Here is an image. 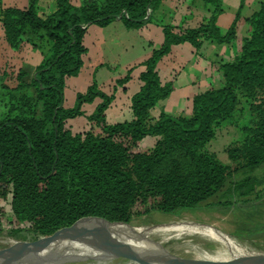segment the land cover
Instances as JSON below:
<instances>
[{
    "label": "trees",
    "instance_id": "1",
    "mask_svg": "<svg viewBox=\"0 0 264 264\" xmlns=\"http://www.w3.org/2000/svg\"><path fill=\"white\" fill-rule=\"evenodd\" d=\"M29 1L22 10L0 3V27L10 49L20 50L24 43L35 47L44 38L49 44L29 82L23 81L22 70L13 88L5 84L6 71L0 76V88L11 102L0 118V197H8L17 223L9 237L37 243L79 230L129 227L137 213L192 210L222 193L229 182V200L217 205L261 207L250 198L259 181L253 173L262 169L264 177V5L246 19L248 35L234 59L219 66L220 87L194 96L188 116H150L173 89L172 82L159 79L157 61L183 43L196 53L207 41L230 44L236 22L221 34L216 26L220 0H201L209 17L199 26L161 25L162 45L143 62L139 89L130 99L132 120L107 124L104 112L112 97L94 85L77 95L75 107H63L65 79L82 66L83 36L90 26L114 21L129 30L160 24L153 15L162 0H80L78 6L51 0L55 8L49 14L37 12L39 0ZM27 87L31 94L22 92ZM95 98L101 102L88 117L89 128L71 133L65 123L81 116V106ZM246 109L252 120L240 129L237 141L223 148L224 164L207 144ZM145 137L154 141L140 149ZM137 207L142 210L136 212ZM3 214L0 209V221ZM243 231L255 235L257 228L245 225Z\"/></svg>",
    "mask_w": 264,
    "mask_h": 264
},
{
    "label": "rangeland",
    "instance_id": "2",
    "mask_svg": "<svg viewBox=\"0 0 264 264\" xmlns=\"http://www.w3.org/2000/svg\"><path fill=\"white\" fill-rule=\"evenodd\" d=\"M77 1L79 0H69L71 5H76ZM98 2L100 3L102 0H98ZM242 2L243 0H240V5ZM231 4L233 3L227 4L226 9L228 12L220 18L219 26L221 27V34H225L231 24L237 20L233 18V15L230 12L232 8ZM37 5L41 7V9L43 7L46 8L47 0H39ZM170 16L176 19V25H180L179 28H187L186 25H189L186 23L189 22L190 19H187L183 22L184 24H182L181 19L178 20V13ZM248 28L247 23L239 20L237 29L235 28V37L228 46L230 55L238 52L244 37L248 35L247 32L246 34H243V32ZM35 43H37L35 47L31 44L24 43L20 50L15 51L8 47L3 38L0 41V76L3 71H6L7 77L5 84L9 88H13L17 84L15 77L19 70L25 72L23 81L29 82L35 67L41 63L44 56L47 54L49 44L46 38ZM134 54H137L136 56H138L137 61L129 59L124 60L123 62L118 63L117 66L119 67L113 69H108L106 67L101 68L99 62L91 61L87 68H85V66L80 69L76 75L65 79L63 88V107H75L77 104V95L85 93L89 86L94 85L98 91L112 97L111 104L104 112V120L107 124L132 120L133 113L130 108V99L139 89L140 83L137 74L144 70L143 62L147 60L145 58L149 56V54L147 55V53L137 51V49H135ZM198 54H202L201 57L204 58L209 56L208 59L213 61L212 54L210 55L208 53V55H205L204 53L203 56L201 51ZM141 60L143 61L141 62ZM133 64H138L139 67L134 65L135 67L133 69L128 70L127 65ZM196 71L199 70L196 68ZM209 71L216 76V71L209 69L207 72ZM193 75L195 74H183L177 79L172 80V86L175 88V91L167 101H172L171 105L168 103L166 106L167 112L176 116H188L190 114V112H187L188 103L186 98L189 93L196 94L200 92L199 90H196L197 86H192L193 88L190 90V83L194 81ZM160 77L161 81H166L162 76ZM168 79L169 78H167V80ZM213 79L215 81L216 77H213ZM211 87L219 88L220 85L213 84ZM5 92H7V90L0 88V118L4 112H9L11 108L9 93ZM22 92L31 94L32 89L27 87ZM100 102V98H95L93 102L83 104L81 106L83 114L74 119L68 120L65 123V127L70 130L71 133H79L87 130L89 128L88 117L94 112L95 107ZM159 104L161 103H158L156 107ZM150 116H157L155 109L151 110ZM251 120L252 114L247 109L244 112H237L233 125L226 124L221 126V128L217 130L215 138L207 144L206 149L214 153L222 163L228 164L223 148L226 145L237 141L240 138V129L244 126H248ZM153 141V137H145L140 142L139 148L147 149L152 145ZM253 174L259 178V181L255 188V193L250 198V202L256 206H261L260 208L252 210L246 206H242L243 203L240 202L230 207L219 204L217 205L216 202L224 201L226 199L229 200L226 194L230 185L229 182L223 189L222 193L197 205L192 210H181L175 214L151 212L144 217L137 213L135 215L137 217L133 219L132 224L129 227L148 228L149 231L147 232L146 237L149 240L155 243H160L171 256L190 264H228L232 261V257L229 256L228 250L224 244L217 243L214 240L196 234L173 235L166 230H163V228L182 223L189 226L210 227L227 236L239 248H244L246 251L260 253L261 251L258 249L264 248V206H262L264 202V177L262 176V169L255 171ZM240 178L241 177L239 176L238 178H235V180ZM0 209L4 211L3 217L0 221V250H4L12 246L13 242L15 244L20 241L12 239L8 235L11 228L17 227V223L13 220L7 196L0 197ZM141 210L142 209L139 207L135 209L136 212H140ZM245 225L257 228L255 235H248L244 232L243 227ZM233 254L235 255V253ZM121 255L122 254L107 259L96 257L61 259L62 255L54 252L46 258H40L34 254L31 258L23 262V264H30L31 262V264H37V262H43L49 258L54 264H148L136 257ZM237 260L240 261L238 257Z\"/></svg>",
    "mask_w": 264,
    "mask_h": 264
},
{
    "label": "crops",
    "instance_id": "3",
    "mask_svg": "<svg viewBox=\"0 0 264 264\" xmlns=\"http://www.w3.org/2000/svg\"><path fill=\"white\" fill-rule=\"evenodd\" d=\"M220 2L222 6V13L216 19V26L219 32L221 28L219 26V21L220 18L228 12L226 9L228 3H233L231 4L232 8L230 12L233 15V18L235 20L237 19L235 26L236 29L239 20L246 23V19L257 11L261 5H264V0H243L241 5L240 0H220ZM0 3L2 7H14L22 10L29 6L30 1L0 0ZM79 4L80 0L77 1V4L74 6H78ZM54 8V3L51 0H47L46 8L43 7L41 9V7L37 5V12L40 14H49L47 12H53ZM177 13L179 14L178 20L181 19L182 24H184L183 22L187 19H190L189 22L186 23L189 24L186 25L187 28L197 27L203 20L209 17V10L201 0H162L153 15L154 19L159 21L160 24L149 23L140 29L134 30L126 29L119 21H114L106 27L90 26L83 36L82 43L85 48V53L82 57L81 69L85 66V68H87L91 61L99 62L101 68L106 67L108 69L119 67L117 66L118 63L123 62L124 60L129 59L137 61L138 56H136L137 54H134L135 49H137V51L147 53V55L149 54V56L145 59L150 58L153 52L159 49L162 45L163 35L161 25H169L173 27L180 26L176 25V19L170 16ZM248 30L249 28L245 29L243 34H246V32L248 33ZM2 38L3 33L0 27V41ZM229 45L230 44H219L212 40L207 41L203 45L201 53H203V56L204 53L205 55H208V53L210 55L212 54L213 61L208 59L209 56H207V58L201 57L202 54L196 53L195 49L188 43L172 46L169 53L157 61V75L160 80V76L166 80L162 82H168L169 80L170 82H173L172 80L177 79L183 74H195L193 75L194 81L190 83V90L193 88L192 86H197L196 90H199L200 92L196 94H188V97L186 98L188 103L187 112H190L191 101L194 96L213 88L211 87L213 84L221 85V72L219 66L223 63L232 61L237 54L233 53L230 55L228 48ZM143 60H141V62ZM134 65L135 64L127 65L128 70L133 69L135 66L139 67L138 64ZM196 68L199 71H196ZM208 68L216 71V76L211 74V71L207 72L209 70ZM140 73L137 75L139 76ZM213 77H216L215 81ZM167 78L169 79L167 80ZM174 91L175 88L172 89L166 99L159 102L161 104L153 108L155 109L157 116L160 113L176 116L166 111L168 103L169 105L172 104V101H167Z\"/></svg>",
    "mask_w": 264,
    "mask_h": 264
},
{
    "label": "bare ground",
    "instance_id": "4",
    "mask_svg": "<svg viewBox=\"0 0 264 264\" xmlns=\"http://www.w3.org/2000/svg\"><path fill=\"white\" fill-rule=\"evenodd\" d=\"M163 230H166L167 232L173 235L174 234L201 235L203 237L214 240L217 243L224 244L228 250L229 256L232 257V261L229 264H247V263L259 261L264 258V252L259 253V252L246 251L244 250V248L241 249L237 245H235V243H233L227 236L219 233L218 231L210 227L189 226L182 223V224L170 225L166 228H163ZM102 231H105L106 233L113 236L119 242H122L125 245L129 246L138 255L144 257L171 256L170 253L166 249H164L160 243H155L146 237V234L149 231L148 228H130L128 226L123 225L118 228L105 229ZM53 251L60 253L62 255L61 259H74V258H86V257L107 259V258L117 257L121 254L120 252L110 247H106L102 245H91L85 242L64 240L49 244L47 248L36 253V256L43 258L51 254ZM233 253H235V255L239 258L241 262L237 260V257ZM34 254H35V250L28 248L20 251L17 255L5 260L4 264H23V262L31 258V256H33ZM37 264H41V263L37 262ZM42 264H52V263L43 262Z\"/></svg>",
    "mask_w": 264,
    "mask_h": 264
},
{
    "label": "water",
    "instance_id": "5",
    "mask_svg": "<svg viewBox=\"0 0 264 264\" xmlns=\"http://www.w3.org/2000/svg\"><path fill=\"white\" fill-rule=\"evenodd\" d=\"M64 240L85 242L91 245H102V246L110 247L120 252L122 254L121 256L136 257L139 260L144 261L148 264H190V263L180 260L179 258H175L171 256L169 257H160V256L144 257L141 255H138L129 246L125 245L122 242H119L110 234L106 233L105 231L99 230V229L74 231V232L65 234L63 236H60L59 238L55 240L46 239V240H43L37 243L16 242L9 248L0 251V264H4L5 260L17 255L22 250L31 248L35 250V254H36L42 251L43 249L47 248V246L51 243L58 242V241H64ZM54 252L58 253L56 251H53L52 253ZM51 254H49L48 256H50ZM46 257H43V258H46ZM43 262H46V263L51 262L52 264H54L53 261L50 260V258ZM43 262H39V263L42 264ZM247 264H264V258L259 261L251 262Z\"/></svg>",
    "mask_w": 264,
    "mask_h": 264
},
{
    "label": "flooded vegetation",
    "instance_id": "6",
    "mask_svg": "<svg viewBox=\"0 0 264 264\" xmlns=\"http://www.w3.org/2000/svg\"><path fill=\"white\" fill-rule=\"evenodd\" d=\"M142 216L144 217L145 215H142ZM135 218H136V217H135ZM135 218H134V219H135ZM0 251H1V250H0Z\"/></svg>",
    "mask_w": 264,
    "mask_h": 264
}]
</instances>
